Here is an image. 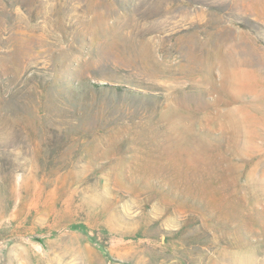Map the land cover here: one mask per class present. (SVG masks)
Returning a JSON list of instances; mask_svg holds the SVG:
<instances>
[{"label": "rangeland", "instance_id": "rangeland-1", "mask_svg": "<svg viewBox=\"0 0 264 264\" xmlns=\"http://www.w3.org/2000/svg\"><path fill=\"white\" fill-rule=\"evenodd\" d=\"M0 264H264V0H0Z\"/></svg>", "mask_w": 264, "mask_h": 264}]
</instances>
